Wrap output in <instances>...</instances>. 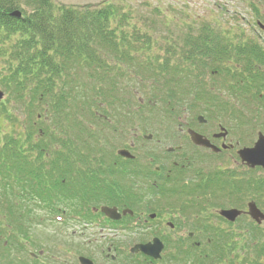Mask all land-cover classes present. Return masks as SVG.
Listing matches in <instances>:
<instances>
[{"label": "trees", "instance_id": "1", "mask_svg": "<svg viewBox=\"0 0 264 264\" xmlns=\"http://www.w3.org/2000/svg\"><path fill=\"white\" fill-rule=\"evenodd\" d=\"M248 3L252 33L179 20L175 36L121 2L0 0L3 241L19 245L27 238L32 209L57 218L75 206L111 202L141 177L158 174L151 151L139 153L146 162L125 160L108 138L125 140L132 125L147 123L146 115L176 120L225 113L253 126L264 120V38L254 31L264 26V13ZM148 187L142 197L154 192ZM197 190L183 183L163 194L197 202ZM2 242L0 264H24L10 259Z\"/></svg>", "mask_w": 264, "mask_h": 264}, {"label": "flooded vegetation", "instance_id": "2", "mask_svg": "<svg viewBox=\"0 0 264 264\" xmlns=\"http://www.w3.org/2000/svg\"><path fill=\"white\" fill-rule=\"evenodd\" d=\"M256 121L261 126L254 130L257 138L259 134L264 136V120ZM183 122L187 124L189 121ZM220 128L218 125L216 132H198L218 151L195 146L194 150L199 153L194 158L183 145L184 150L169 152L175 159L171 165H168L169 159L165 160L169 167L167 173L155 176L159 180L170 179L174 173L171 166L180 165L186 180L192 178L197 182L201 202H122L118 197L98 207H73L74 220L87 219L82 220L81 234L95 233L94 236L99 235L103 240L101 264H184L185 260L204 264L201 258L210 253L214 264H237L244 254L240 253L237 260L236 252L241 244L236 248L234 241L247 238L248 246H242L241 251L248 252V264H264V220L255 221L247 212V205L252 203L264 215V166L249 167L242 163L235 146L227 141L228 136L225 139L214 137ZM189 129L185 130L186 137H189ZM192 164L197 169H192ZM154 183L157 185L156 180ZM71 202L79 201L75 196ZM101 207L113 209L118 219L102 213ZM227 209L242 213L234 221H229L220 215ZM211 238L215 239L212 247L202 242L207 240L209 243ZM153 240L159 242L152 243ZM89 244L90 241L88 244L83 242L80 247L85 250ZM137 244H150L153 254L161 246L160 257L154 259L140 251L131 253L132 246ZM203 251L207 254H202ZM72 253L75 261L84 256L94 263L85 252L72 250Z\"/></svg>", "mask_w": 264, "mask_h": 264}, {"label": "rangeland", "instance_id": "3", "mask_svg": "<svg viewBox=\"0 0 264 264\" xmlns=\"http://www.w3.org/2000/svg\"><path fill=\"white\" fill-rule=\"evenodd\" d=\"M58 3L65 5H85V4H97L106 0H55ZM113 2H121L123 5H127L128 8L139 9L142 14L154 21L156 28L159 32L169 31L173 35H177L179 32L178 27L175 26L180 20L184 23H204L213 22L227 25L240 26L246 28V33H252L248 30V23L253 21L254 11L249 6V1H253L260 13H264V0H110ZM145 4H142L144 3ZM129 8V9H130ZM158 10V12L156 11ZM164 22V23H163ZM164 24L169 25L168 28L164 27ZM251 24V23H250ZM255 31L264 38V33L259 31V28L255 26ZM182 30V28L180 29ZM1 63V62H0ZM0 91L3 92V90ZM223 94V92H222ZM224 96V94H223ZM208 118L203 114L206 119L205 123L198 124L193 120L198 132L211 133L216 132L217 122L228 131V138L231 144L236 148L252 145L256 141L257 132L248 129V126L236 129V123L233 120L228 119L224 114H208ZM114 116V113L112 112ZM192 114L186 113L182 115L180 120H192ZM113 120V119H112ZM149 120V121H148ZM147 123H141L139 129L137 127L132 130L126 137L127 143H133L136 146V151L148 149L149 151L162 153L168 147L177 146L180 141H184L181 136H174L173 130L176 131L175 125L171 126L165 121H154L148 118ZM139 127V126H138ZM145 131L144 133H140ZM241 133H236L240 132ZM183 132V131H182ZM152 134L150 140H144L142 135ZM181 133V132H180ZM182 135V133H181ZM240 135L239 137H237ZM114 146L120 148L121 142L119 136H110ZM241 138V139H240ZM182 143V142H181ZM238 168V167H237ZM154 199V198H153ZM153 202H166L164 200H155ZM32 218L35 219V223L32 229L29 231L32 244L29 246V251L32 254H36V260L40 264H75V259L72 253L76 251L79 253H87L95 262H102L101 249L103 248L102 239L95 238L94 233L88 232L81 234L80 227L75 222H59L52 221L48 218L45 212L33 210L31 212ZM38 219L42 220V223H38ZM37 220V221H36ZM90 233V234H89ZM92 235V236H90ZM3 238L6 235H2ZM2 239V237H1ZM96 239V241H92ZM90 241L91 244L82 250L81 244L86 241ZM242 243L238 248L236 254L239 257L241 247L243 248L248 244V238L240 241ZM245 252V251H244ZM29 252H15L13 251V258L21 256L27 263L32 264L31 258L28 255ZM247 254V253H246ZM245 254V256H246ZM244 257V256H243Z\"/></svg>", "mask_w": 264, "mask_h": 264}, {"label": "water", "instance_id": "4", "mask_svg": "<svg viewBox=\"0 0 264 264\" xmlns=\"http://www.w3.org/2000/svg\"><path fill=\"white\" fill-rule=\"evenodd\" d=\"M14 16H18V12L13 13ZM2 97V94L0 92V99ZM201 122H203V118L199 117L198 118ZM191 135V140L195 145L199 146H205V147H211L212 149H216L214 146H212L208 140L204 139L201 135L190 132ZM226 135L225 132L217 135L218 137H224ZM119 154L123 157L126 158H131V155L127 151H120ZM238 156L241 159L242 162L246 163L250 167H255V166H264V137L260 134L257 141L255 142L254 146L252 148H242L238 151ZM103 212H105L110 218L114 219L116 218L112 212L114 211H109L107 209H102ZM249 212L251 216L255 219L258 220L259 218L264 219V216L254 207V205H249ZM221 214L225 216L228 220L232 221L234 218L239 214V212L235 210H228V211H222ZM140 250L144 254L148 255H153L154 257H158V251H156L157 254H152V252H149L147 248L149 246H139ZM137 247L134 249L136 250ZM81 264H91L90 261L81 258L80 259Z\"/></svg>", "mask_w": 264, "mask_h": 264}]
</instances>
